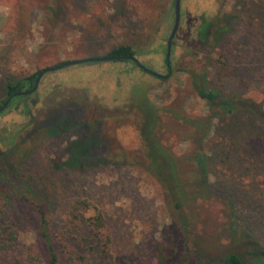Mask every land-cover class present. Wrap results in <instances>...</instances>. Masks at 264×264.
Instances as JSON below:
<instances>
[{"label":"rangeland","instance_id":"374dc122","mask_svg":"<svg viewBox=\"0 0 264 264\" xmlns=\"http://www.w3.org/2000/svg\"><path fill=\"white\" fill-rule=\"evenodd\" d=\"M179 10L166 79L129 62L71 65L39 78L37 103L28 105L29 115L13 104L0 113V189L5 193L0 223L15 236L0 252V264L45 260L37 238L38 210L61 262L67 258L64 245L84 257L82 264H101L97 254L85 252L81 222L68 223L76 200L90 205L87 212L80 209L84 218L95 210L101 214L115 264H159L158 248L163 256L171 253L169 236L177 244L175 251L182 257L186 253L157 184L135 167L96 163L109 153L139 154L135 114L129 108L135 97L190 118L207 115L206 104L189 86V70L204 72L209 87L222 95L236 93L264 113V0H180ZM172 18L173 0H0V102L6 80L30 77L66 61L101 57L120 45L138 51L135 59L145 67L165 74ZM202 22L208 25L199 39ZM224 26L228 31L214 43V30ZM161 120L173 130L161 132L162 143L180 156L188 148L187 141L176 137L182 128L168 116ZM237 120L244 129L230 146L222 126ZM213 123L211 197L199 207L192 230L201 237L206 256L195 257L189 242L183 261L222 264L221 258L233 252L244 264H264L250 254L254 247L264 249V123L241 111ZM87 124L96 128L90 152L82 145ZM224 228L232 232H222Z\"/></svg>","mask_w":264,"mask_h":264},{"label":"trees","instance_id":"16d2710c","mask_svg":"<svg viewBox=\"0 0 264 264\" xmlns=\"http://www.w3.org/2000/svg\"><path fill=\"white\" fill-rule=\"evenodd\" d=\"M204 25H208V23L202 22L198 28L197 34L199 39H203ZM227 31V26L214 30L212 35L214 43L218 44L219 40ZM139 54L138 51L133 50L130 46L120 45L109 50L104 56L114 58L110 60L113 62L132 63L124 58L129 56L135 57ZM223 61L225 62L226 59L223 58ZM36 74L18 80H6L4 94L6 96H13L17 92L26 90L34 80ZM187 76L192 92L206 104L208 109L207 115L190 118L184 115V113L174 112L169 108H157L144 96L135 97L131 100L129 108L135 114L134 127L140 140L139 154H134L133 156L117 154L115 156L114 153H109V156L106 154L103 155L101 160H97L96 163L97 165L101 164L100 166H131L149 176L157 184L162 193V205L166 213L171 217V227L174 228L178 235L182 236L181 238H184L182 247L186 250L185 252L190 253L187 244L190 242L192 245L191 249L194 252L193 255L201 258L202 256H206V253L201 247V237L193 234L192 230L199 214V207L211 197L210 184L208 183V166L211 152L214 150L212 147V139L216 126L213 120L222 122L226 120V116L232 118L241 111L247 117H253L261 123H264V113L259 107L248 103V100L241 99L236 93L222 95L219 90L209 87L204 72L189 70ZM4 98L0 102V107L4 102ZM124 115L126 113L120 114L119 118H124ZM161 116L170 117L177 126L182 128L181 132L177 130L176 137L187 141L188 148L180 156L174 154L169 146L163 144L161 141L162 131L168 133L173 131L170 126H166L162 122ZM229 123L227 125L223 123L224 126L222 127H224L225 133L226 131L229 133V145L233 146L236 134H239L244 127L239 126L238 120ZM87 125L88 136L82 145L87 152H90V146L92 143L94 144L96 128L93 124ZM249 132L252 131L250 125H247L245 134H249ZM5 139L11 140L9 138ZM79 143L81 144V142ZM209 143L211 147L208 145ZM224 143L226 144V138ZM225 148L226 146L221 151H224ZM223 154L225 156L226 152ZM78 161L79 159L74 164ZM68 162L73 164L71 159ZM4 197L5 193L0 189V198ZM80 209L83 212H87L90 209V205L85 200L74 201L69 209L68 214L71 218L68 223L77 224L81 222L85 228L86 238L83 240L86 242L85 252L97 254L101 264H115L110 250L111 239L104 226L101 214L95 210L84 218V214L80 212ZM37 213L39 215L37 238L44 248L46 256L42 263L82 264L84 257L82 255L74 256L64 245L61 247L65 250L67 258L65 261H60L54 252L52 237L46 229L47 222L44 215L39 210ZM226 231L229 234L232 232L230 229L226 230V228L222 232ZM62 234L64 233L62 232ZM245 235V232L240 234L242 239L244 237L246 238ZM189 236H192V239H189ZM168 238H170L168 246L171 253L170 255L164 254L165 256H163L161 248H158L160 252L158 263L185 264L183 260H186L187 254L185 253L183 257L180 256L175 251L177 249L176 242L172 240V236ZM14 239L15 236L10 227L0 223V252L6 251ZM250 254L256 256L264 263V249L258 246L254 247ZM220 261L222 264H244L240 256L233 252L225 254Z\"/></svg>","mask_w":264,"mask_h":264},{"label":"water","instance_id":"95a60500","mask_svg":"<svg viewBox=\"0 0 264 264\" xmlns=\"http://www.w3.org/2000/svg\"><path fill=\"white\" fill-rule=\"evenodd\" d=\"M179 8H180V0H173V22H172V26H171V30L169 32V35L165 41V51H164V64H165V67H166V70H167V74L165 75H160V74H157L156 72L148 69L147 67L143 66L141 63H139L135 57H132V56H129V57H125L124 59H127L129 61H131L138 69H140L141 71H143L144 73L152 76V77H155L157 79H166L169 74H170V60H169V57H170V49H171V42H172V39L176 33V30L178 28V24H179V18H180V14H179ZM114 58L112 57H105V56H101V57H91V58H84V59H79V60H73V61H66V62H62L58 65H55V66H52V67H48V68H45V69H42L40 70L34 80H33V85L32 87L27 90V91H23L20 93V95H28L32 92L35 91L36 89V86H37V83H38V80L39 78L41 77V75L45 72H53V71H56V70H59L61 68H64V67H68V66H71V65H78V64H85V63H99V62H107V61H110V60H113ZM8 100L4 101L0 107V111H2L5 107H6V104H7Z\"/></svg>","mask_w":264,"mask_h":264},{"label":"flooded vegetation","instance_id":"af4514ba","mask_svg":"<svg viewBox=\"0 0 264 264\" xmlns=\"http://www.w3.org/2000/svg\"><path fill=\"white\" fill-rule=\"evenodd\" d=\"M180 11V10H179ZM180 14V13H179ZM180 19V18H179ZM172 22H173V18H172ZM172 26V25H171ZM177 31V30H176ZM174 38V37H173ZM171 44H172V42H171ZM171 48H172V46H171ZM165 51V50H164ZM170 53H171V49H170ZM116 59H118V58H116ZM169 60H170V57H169ZM140 63V62H139ZM163 63H164V57H163ZM133 64V63H132ZM134 65V64H133ZM169 65H170V63H169ZM135 66V65H134ZM144 66V65H143ZM136 67V66H135ZM137 68V67H136ZM164 68L166 69V67H165V64H164ZM149 69V68H148ZM140 70V69H139ZM151 70V69H150ZM153 71V70H152ZM54 72V71H53ZM143 72V71H142ZM170 72H171V68H170ZM38 73V72H37ZM46 73V72H45ZM44 74V73H43ZM42 74V75H43ZM157 74H159V73H157ZM165 74H167V70H166V73ZM165 74H160V75H165ZM41 75V76H42ZM155 78V77H154ZM157 79V78H156ZM32 85H33V81H32V83L28 86V88H26V90H23V91H27V90H29L31 87H32ZM37 87V86H36ZM23 91H20V92H17V93H15V94H13V96H6L5 94H4V101H6V100H8V102H7V104H6V107L4 108V109H6L8 106H10V105H12L13 104V108L14 109H18V108H20L21 106H23V111H22V113H24V114H27V115H29V108H28V105H30V106H34V105H36V103H37V96H36V89H35V91L34 92H32V93H30V94H28V95H20V93L21 92H23ZM3 109V110H4Z\"/></svg>","mask_w":264,"mask_h":264}]
</instances>
